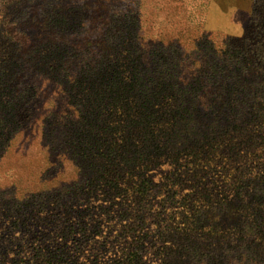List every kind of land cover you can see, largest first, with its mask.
<instances>
[{
	"label": "trees",
	"instance_id": "obj_1",
	"mask_svg": "<svg viewBox=\"0 0 264 264\" xmlns=\"http://www.w3.org/2000/svg\"><path fill=\"white\" fill-rule=\"evenodd\" d=\"M159 3L0 0V168L36 130L58 182L0 178L34 264H264V15L220 75L183 0Z\"/></svg>",
	"mask_w": 264,
	"mask_h": 264
},
{
	"label": "rangeland",
	"instance_id": "obj_2",
	"mask_svg": "<svg viewBox=\"0 0 264 264\" xmlns=\"http://www.w3.org/2000/svg\"><path fill=\"white\" fill-rule=\"evenodd\" d=\"M159 1L157 8L159 15L162 16L165 5L164 0ZM263 1L183 0L180 10L186 16L187 25L202 33L201 37H204L202 40L207 43L203 54L209 66L220 64L218 67L220 72L224 60L230 58L229 52L235 39L244 36L246 32L252 33V37L255 36L256 24L261 22L264 15L263 7L259 8ZM175 20V18L173 22L168 19L161 20V28L168 27V24L171 27L174 24L170 23H175ZM258 42H261V38H256V43ZM209 47L213 48L209 50ZM200 51L202 49H199V53ZM198 55L202 58L201 53ZM199 56L195 54L196 59H199ZM224 71L225 69L220 72V75ZM42 106L43 111H46L50 108L54 109L57 104L49 98ZM3 161L0 178L11 176L18 197L30 194L34 197H44L48 195L47 191L58 183L52 182L47 177L51 170L48 169L47 156L41 147L40 134L36 130L25 138L17 140L13 148L7 151ZM40 239L34 241L21 233L8 236L0 232V261L2 254L6 252L9 255L4 264H34L31 260L32 251L35 247L40 246Z\"/></svg>",
	"mask_w": 264,
	"mask_h": 264
}]
</instances>
